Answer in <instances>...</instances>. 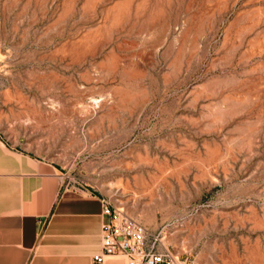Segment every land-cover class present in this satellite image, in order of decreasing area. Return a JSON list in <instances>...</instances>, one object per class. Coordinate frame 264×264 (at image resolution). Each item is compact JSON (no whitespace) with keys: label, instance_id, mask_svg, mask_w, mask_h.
I'll list each match as a JSON object with an SVG mask.
<instances>
[{"label":"rangeland","instance_id":"374dc122","mask_svg":"<svg viewBox=\"0 0 264 264\" xmlns=\"http://www.w3.org/2000/svg\"><path fill=\"white\" fill-rule=\"evenodd\" d=\"M0 140L175 264H264V0H0Z\"/></svg>","mask_w":264,"mask_h":264},{"label":"crops","instance_id":"0c3cea01","mask_svg":"<svg viewBox=\"0 0 264 264\" xmlns=\"http://www.w3.org/2000/svg\"><path fill=\"white\" fill-rule=\"evenodd\" d=\"M103 222L98 196L63 192L52 164L0 140V264H96Z\"/></svg>","mask_w":264,"mask_h":264},{"label":"built area","instance_id":"2783aa9c","mask_svg":"<svg viewBox=\"0 0 264 264\" xmlns=\"http://www.w3.org/2000/svg\"><path fill=\"white\" fill-rule=\"evenodd\" d=\"M104 222L101 230V252L93 258L103 264L112 256L127 258L128 264H175L168 252H160L158 241L123 208L102 200Z\"/></svg>","mask_w":264,"mask_h":264}]
</instances>
